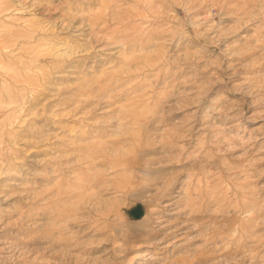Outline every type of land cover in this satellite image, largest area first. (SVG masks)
I'll use <instances>...</instances> for the list:
<instances>
[{"label":"rangeland","instance_id":"rangeland-1","mask_svg":"<svg viewBox=\"0 0 264 264\" xmlns=\"http://www.w3.org/2000/svg\"><path fill=\"white\" fill-rule=\"evenodd\" d=\"M1 1L0 264H264V0Z\"/></svg>","mask_w":264,"mask_h":264},{"label":"bare ground","instance_id":"bare-ground-1","mask_svg":"<svg viewBox=\"0 0 264 264\" xmlns=\"http://www.w3.org/2000/svg\"><path fill=\"white\" fill-rule=\"evenodd\" d=\"M1 3L4 5H0V12H2L4 9L7 8V3L5 1H1ZM118 6H119V4H118ZM118 6H117V9H118ZM115 11H116V9H115ZM114 13H116V12H114ZM79 23H81V22H79ZM94 23H95L94 25L97 26V22L94 21ZM63 25H64V27H71V26H73V23L71 24V21H69V22L65 21L62 24V26ZM77 26H79V25L77 24L75 27H77ZM89 27H91L93 29V25H90ZM77 28H79V27H77ZM31 35H32L31 30L18 31L16 29H4L1 27L0 28V52L2 50L6 49V50H9L8 53H13L15 51L20 52L21 50L30 48L31 44H29V42H28L29 40H24V39H28L29 37H31ZM36 55L37 54L33 55L31 52V54L24 56V57L18 56L19 62L24 63V64L27 61L33 62L34 59H36ZM0 56H1V53H0ZM24 64H22V65H24ZM0 79H1L0 84L5 85L7 83V80L20 81L22 79V76L17 72H14V71L8 72L7 70H5L4 66H3V61H1V58H0ZM7 98H8V102L11 103V101H9L10 93L0 92V103L2 102V103L7 104L8 103L6 100ZM121 163L123 164L124 162H121ZM124 166H125V164H124ZM146 173H148V175L151 174V172H146ZM183 233H184V231H183ZM144 252L146 253V251H144ZM145 253H144V255H145ZM146 254H148V253H146ZM142 255H143V253L137 252L130 258V261L132 260V262L134 264L137 262V259L140 258ZM149 255H150V253H149ZM148 257L150 258L151 256H148Z\"/></svg>","mask_w":264,"mask_h":264}]
</instances>
